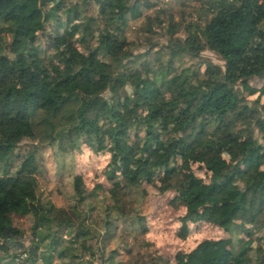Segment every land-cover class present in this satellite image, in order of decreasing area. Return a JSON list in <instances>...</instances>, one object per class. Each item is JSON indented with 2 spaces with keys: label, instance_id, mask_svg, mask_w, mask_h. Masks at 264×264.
I'll list each match as a JSON object with an SVG mask.
<instances>
[{
  "label": "trees",
  "instance_id": "trees-1",
  "mask_svg": "<svg viewBox=\"0 0 264 264\" xmlns=\"http://www.w3.org/2000/svg\"><path fill=\"white\" fill-rule=\"evenodd\" d=\"M139 2L0 0V263L121 264L106 247L120 222L142 224L133 196L149 185L176 194L184 238L198 223L231 234L155 264H264V84H250L264 80V0H204L205 23L154 72L125 35ZM206 50L224 65H175ZM83 145L110 155V186L77 175L75 204L57 207L45 153ZM29 216L30 247L15 223Z\"/></svg>",
  "mask_w": 264,
  "mask_h": 264
},
{
  "label": "rangeland",
  "instance_id": "rangeland-1",
  "mask_svg": "<svg viewBox=\"0 0 264 264\" xmlns=\"http://www.w3.org/2000/svg\"><path fill=\"white\" fill-rule=\"evenodd\" d=\"M138 1L140 2L137 12L128 16L125 35L131 43V50L135 56L147 55V58L139 59L140 65L154 72L157 65L160 67L164 63V59L167 61L168 52L176 51L173 42L184 40L191 34L192 30L189 29V25L195 27L197 23L202 25L205 23L201 11L204 0ZM147 5L150 7H145ZM172 33L175 35L174 38H172ZM157 52L162 53L163 58L157 60L156 58L160 56L156 54ZM204 61L224 65L216 53L208 50L202 52L200 58L191 59L186 56L181 61H177L175 65L182 68L192 64L199 66ZM199 68L205 70L204 66ZM250 84L260 89L264 80L255 79ZM245 95L252 104L258 98V94L249 96L246 93ZM262 104L264 105V100ZM22 145L24 150L31 147L30 142H24ZM45 157L48 166V183L42 186V189L46 195H51V200L57 207L70 209L75 204L73 183L77 175L84 178L89 191L94 190L99 184L110 186L104 174L110 161V155L106 152L96 153L87 145H83L76 152L64 154L52 147L46 151ZM195 170L200 177H207L204 171L198 170L197 167ZM145 189L148 194L145 198L133 196V199L137 201L138 218L143 219L142 224L127 228L120 222L118 232L113 234L114 238L106 247V258L111 251L117 250L116 261L121 264H155L158 262L157 257L173 263V258L180 251H192L206 240L231 237L230 233L222 229L206 223H198L189 225V232L184 238L180 219L185 215L186 210L173 203L176 194L168 193L162 196L149 185H145ZM93 204L97 207V211L92 217L97 219L99 216L103 219L104 206L101 200L97 199L93 201ZM32 222L31 216L15 218L16 225L25 231L24 242L29 247L32 244ZM144 229H147V233H143ZM99 233L102 235L100 231ZM93 244H96V241ZM99 246L102 247L101 244ZM128 249L131 250V254L128 253ZM3 256L0 253V259ZM96 264H101L100 260H97Z\"/></svg>",
  "mask_w": 264,
  "mask_h": 264
}]
</instances>
